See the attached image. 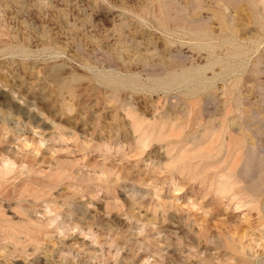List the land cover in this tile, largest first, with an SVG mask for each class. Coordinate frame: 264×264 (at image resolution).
Here are the masks:
<instances>
[{"label": "rangeland", "instance_id": "rangeland-1", "mask_svg": "<svg viewBox=\"0 0 264 264\" xmlns=\"http://www.w3.org/2000/svg\"><path fill=\"white\" fill-rule=\"evenodd\" d=\"M0 264H264V0H0Z\"/></svg>", "mask_w": 264, "mask_h": 264}, {"label": "bare ground", "instance_id": "bare-ground-1", "mask_svg": "<svg viewBox=\"0 0 264 264\" xmlns=\"http://www.w3.org/2000/svg\"><path fill=\"white\" fill-rule=\"evenodd\" d=\"M209 35H208V32H203V34H197V33H195L194 34V39H196V40H205L206 39V37H208ZM174 77V76H173ZM186 77H188L187 76V72H183V74H182V78H186ZM6 196V195H5Z\"/></svg>", "mask_w": 264, "mask_h": 264}]
</instances>
